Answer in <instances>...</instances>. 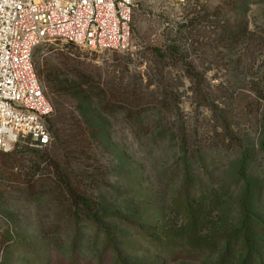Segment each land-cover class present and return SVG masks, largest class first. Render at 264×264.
<instances>
[{"label": "rangeland", "instance_id": "374dc122", "mask_svg": "<svg viewBox=\"0 0 264 264\" xmlns=\"http://www.w3.org/2000/svg\"><path fill=\"white\" fill-rule=\"evenodd\" d=\"M131 34L123 52L57 42L41 45L34 57L54 107L43 79L67 58L96 81L85 118L97 131L93 137L88 130L77 152L91 166L88 158L100 148L99 175L110 177L98 199L118 218L98 225L83 216L72 219L53 189H31L26 181L32 175L56 182L53 152L22 137L0 153V264H209L166 258L148 242L153 229L175 221L172 201L191 173L198 178L193 195L210 185L229 189L235 202L244 181L250 182L253 213L264 221V98L257 92L264 90V0H135ZM169 44L180 47L182 60L210 68L203 89L216 106H200L186 78L177 81L182 103L171 114L148 107L130 117L127 104L107 106L100 88L110 95L120 84L150 95L156 86L148 87L151 51Z\"/></svg>", "mask_w": 264, "mask_h": 264}, {"label": "trees", "instance_id": "16d2710c", "mask_svg": "<svg viewBox=\"0 0 264 264\" xmlns=\"http://www.w3.org/2000/svg\"><path fill=\"white\" fill-rule=\"evenodd\" d=\"M151 52L154 61L150 71L153 73L149 77L148 87L154 84L156 86L150 95L143 91L138 94L136 90L120 84L112 88L110 95L105 88H100L99 94L107 106L112 103L121 108L127 104L131 109L130 117H138L136 111L140 112L148 107L171 114L182 103V96L177 88L180 78L189 80V90L196 96L200 106H216L215 103L210 105L208 94L203 89L210 68L182 60L184 58L177 44L156 47ZM67 61L43 79L56 99L54 114L48 122L50 131H53L52 142L49 146L42 147L53 152L50 159L54 162L56 182L32 175L26 183L31 189L39 186L53 189L58 193L59 204L66 208L65 212L70 218L83 216L98 225L103 219L118 218L102 206L97 195L98 189L108 184L110 176L105 172L99 175V147L98 152L93 150L94 158H88L95 163L91 166H84V160L79 158L83 154L77 152L85 142L88 130L93 137L97 131L91 125V119L85 118V115L88 116V107H91L90 102L98 85L82 72L80 63L70 58ZM37 74L42 80V72L37 71ZM257 92L264 98V90ZM129 96L130 101L125 100ZM231 140H234L233 136ZM30 144L33 148H40L31 140ZM262 152L264 154V146ZM83 176L90 180L88 184L79 179ZM197 185V176L187 174L172 201L171 211L175 221L153 229L154 237L152 235L148 242L166 258L208 259L211 260L209 264H264V221L253 213L254 190L251 183L244 181V189L237 202L229 189L210 185L193 195ZM73 244V252L77 253L79 239L75 238Z\"/></svg>", "mask_w": 264, "mask_h": 264}, {"label": "built area", "instance_id": "2783aa9c", "mask_svg": "<svg viewBox=\"0 0 264 264\" xmlns=\"http://www.w3.org/2000/svg\"><path fill=\"white\" fill-rule=\"evenodd\" d=\"M135 0H0V152L22 137L52 142L54 106L38 77V48L57 42L93 52L131 45Z\"/></svg>", "mask_w": 264, "mask_h": 264}]
</instances>
